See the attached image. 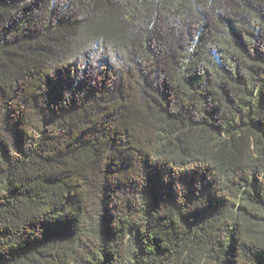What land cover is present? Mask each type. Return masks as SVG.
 Returning a JSON list of instances; mask_svg holds the SVG:
<instances>
[{"label":"trees","instance_id":"trees-1","mask_svg":"<svg viewBox=\"0 0 264 264\" xmlns=\"http://www.w3.org/2000/svg\"><path fill=\"white\" fill-rule=\"evenodd\" d=\"M0 264H264V0H0Z\"/></svg>","mask_w":264,"mask_h":264}]
</instances>
